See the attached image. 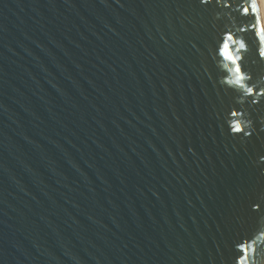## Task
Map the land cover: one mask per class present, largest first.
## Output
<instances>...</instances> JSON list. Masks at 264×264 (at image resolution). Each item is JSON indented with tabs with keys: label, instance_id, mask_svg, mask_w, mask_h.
<instances>
[{
	"label": "water",
	"instance_id": "1",
	"mask_svg": "<svg viewBox=\"0 0 264 264\" xmlns=\"http://www.w3.org/2000/svg\"><path fill=\"white\" fill-rule=\"evenodd\" d=\"M253 22L193 0H0V264H231L264 227L234 222L264 192V97L237 104L212 48L229 25L255 68Z\"/></svg>",
	"mask_w": 264,
	"mask_h": 264
},
{
	"label": "snow or ice",
	"instance_id": "2",
	"mask_svg": "<svg viewBox=\"0 0 264 264\" xmlns=\"http://www.w3.org/2000/svg\"><path fill=\"white\" fill-rule=\"evenodd\" d=\"M193 3L204 12L213 14L219 11L226 12L230 23L233 21L234 12L241 17H248L254 21L251 24L240 27L239 31L253 32L255 34L258 42L255 68L249 67L244 63L246 56L233 54V51L237 53L241 52V50L247 52L248 46L244 39L238 37L229 25L220 27L212 51L215 53L214 59L217 64L221 60L227 62L223 65V68L227 71L222 70L221 76H226L228 72L235 74V81H228V83H235L238 87H230L228 91L237 97V104H259L260 101L257 100V97H264V89L256 83L259 77L264 76V22H261L258 17L259 0H193ZM237 41L239 42V47L233 49V45ZM191 46L195 48L196 43H192ZM229 64L232 66L231 68L228 67ZM242 81H247V83H242ZM240 88H246L247 96L250 97L246 102L241 98ZM230 111L233 117L244 114L240 107ZM233 131L243 132L244 130L237 125L233 128ZM248 135H251V133H248ZM249 215L256 218L254 224L258 222L264 225V192L259 194L258 199H252L250 196L246 206V213L243 215L237 213L234 217V222L239 223L241 219L247 222V216ZM259 237H264V227L259 229L253 227L238 235L231 243V264H264V246L257 243Z\"/></svg>",
	"mask_w": 264,
	"mask_h": 264
},
{
	"label": "bare ground",
	"instance_id": "3",
	"mask_svg": "<svg viewBox=\"0 0 264 264\" xmlns=\"http://www.w3.org/2000/svg\"><path fill=\"white\" fill-rule=\"evenodd\" d=\"M261 3V9H262V15H263V21H264V0H260Z\"/></svg>",
	"mask_w": 264,
	"mask_h": 264
}]
</instances>
